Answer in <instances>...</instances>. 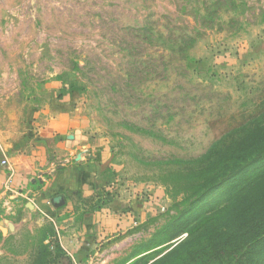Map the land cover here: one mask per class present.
Here are the masks:
<instances>
[{"label": "rangeland", "instance_id": "374dc122", "mask_svg": "<svg viewBox=\"0 0 264 264\" xmlns=\"http://www.w3.org/2000/svg\"><path fill=\"white\" fill-rule=\"evenodd\" d=\"M204 5L209 25L194 17L193 8ZM175 26L199 34L187 61L165 54ZM68 110L90 119L122 185L156 208L142 238L111 264H133L153 251L137 264L238 261L210 250L216 236L229 253L236 250L222 235L227 227L234 239L239 233L242 199L232 204L222 195L231 184L192 197L176 189L264 136V0H0V158L39 153L40 136L48 147V117ZM224 136L231 137L218 163L166 174L177 169L168 163L173 157H198ZM254 162L244 175L264 169V154ZM21 206L9 190L0 193V264H56L60 252L44 245L54 227ZM175 222L180 234L168 241ZM197 255L206 259L192 263Z\"/></svg>", "mask_w": 264, "mask_h": 264}, {"label": "crops", "instance_id": "0c3cea01", "mask_svg": "<svg viewBox=\"0 0 264 264\" xmlns=\"http://www.w3.org/2000/svg\"><path fill=\"white\" fill-rule=\"evenodd\" d=\"M44 132L48 147L40 136L39 153L8 156L14 171L9 183L0 158V193L9 190L24 214L54 227L44 245L60 252L56 264H111L142 238L155 206L122 185L108 144L87 116L78 110L51 114Z\"/></svg>", "mask_w": 264, "mask_h": 264}, {"label": "trees", "instance_id": "16d2710c", "mask_svg": "<svg viewBox=\"0 0 264 264\" xmlns=\"http://www.w3.org/2000/svg\"><path fill=\"white\" fill-rule=\"evenodd\" d=\"M210 10V6L208 5H204L203 7L197 9L193 8L194 17H196V19L198 18L199 21L201 19L203 24L206 23L207 25H209V23H211L212 21L209 18ZM208 18L209 21H207ZM144 31L145 28L143 29V32ZM161 36L163 38H166L162 33ZM199 38V34H191L189 30H185L178 26H175L172 32L168 33V37L166 38L168 40V43H174V47L172 48L171 46H169V48H167V46H164L165 54L168 53L171 56H179L182 58L181 60L187 61L188 58L186 57V54H188V52L195 47V44ZM162 58L164 59L163 56ZM226 137L229 138L231 136H224L220 140L216 141L208 151L198 157H173L172 160H169L168 163L170 165H175L177 169L180 166L187 170L188 167L185 166L189 165H194L196 167L195 170L200 171L203 170L204 167L209 168L210 166H213L214 164L218 163L217 159L220 152V148L224 145ZM263 142L264 136L260 138L256 145L249 146L246 150L242 152L229 154L226 160L222 162L221 167L218 170L208 173L199 182H195L193 186H188L184 189L174 188L180 191L181 193H188L189 191H191L188 194L189 197H192L195 195H205L213 189L221 187L226 183L231 184V187L226 188L222 195H231L230 202L232 204H235L236 202L242 199L241 205H243V207L239 206L238 211L242 212L239 218L240 224L237 227L235 226L236 230H238L239 233L234 239V237L230 236V229L229 227H227L228 230L222 235L227 240L233 239L232 244L236 246V250L234 252L229 253L226 250V242L223 241L222 243H218V240L220 239V237L218 236L211 240L212 246L210 250L212 252L217 251L218 255H223L222 259L234 258V255L239 256L238 261L233 264H250V255L256 256L257 262L255 264H264V169L259 171L255 175H244L245 171H241L242 169L250 166L249 164L253 166L255 164L254 160L258 159L264 154V151L260 153V149L264 145ZM177 169L170 170L166 174L171 176L173 173L176 174L182 171L181 169ZM253 177H257V179L252 180ZM243 180H246V182H243ZM242 182L245 184H243ZM228 207L229 206L224 207L221 212H224L225 209H227ZM249 210H252V212ZM192 213L193 212L187 213L188 218ZM175 225L170 226V230L174 228L175 232L172 233L168 241L173 238H176L180 234L178 232L179 226L177 222H175ZM197 229L198 228L192 230V228H186L189 234H192L193 231L195 232V230ZM168 241H166L165 243H167ZM150 243L152 242L150 241ZM160 245L162 244H158L153 248L155 249L157 246ZM145 246L146 245L144 244L142 247ZM150 251H152V249L145 251L143 254H146V252L148 253ZM154 253L155 252L153 251L143 256L140 261L136 260L135 262H133V264H137L141 261L146 260L147 256H150ZM206 256L208 257V259L211 258L209 261L216 260V258H213L208 253H206ZM204 258L206 259L205 256L203 257L201 255H197L195 258L192 259V263H197L198 261Z\"/></svg>", "mask_w": 264, "mask_h": 264}, {"label": "built area", "instance_id": "2783aa9c", "mask_svg": "<svg viewBox=\"0 0 264 264\" xmlns=\"http://www.w3.org/2000/svg\"><path fill=\"white\" fill-rule=\"evenodd\" d=\"M1 164H2V166L7 167L8 170H9V178H8V183H9V182H11V180H12V178H13V176H14V171H13V169L10 167V163H9V161H8L7 158H5V159L1 162ZM7 188H9V185H8Z\"/></svg>", "mask_w": 264, "mask_h": 264}]
</instances>
